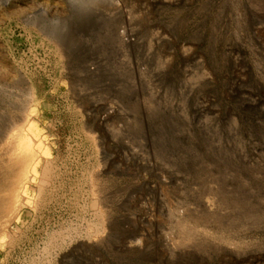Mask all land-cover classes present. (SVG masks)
<instances>
[{
    "label": "rangeland",
    "instance_id": "obj_1",
    "mask_svg": "<svg viewBox=\"0 0 264 264\" xmlns=\"http://www.w3.org/2000/svg\"><path fill=\"white\" fill-rule=\"evenodd\" d=\"M162 1L0 0V127L27 107L39 159L0 264H264V176L241 167L264 162V0ZM144 137L154 170L123 158ZM203 199L232 221L208 227L231 251L167 257L153 237L118 252L143 237L140 216L173 236Z\"/></svg>",
    "mask_w": 264,
    "mask_h": 264
},
{
    "label": "bare ground",
    "instance_id": "obj_2",
    "mask_svg": "<svg viewBox=\"0 0 264 264\" xmlns=\"http://www.w3.org/2000/svg\"><path fill=\"white\" fill-rule=\"evenodd\" d=\"M162 2L163 3L168 2L167 3L168 5V4H171L173 1L163 0ZM119 37L121 39L119 41H121L122 42L121 44L123 45L125 44V45H128L129 47L132 46L134 48L137 43L132 29L129 30L126 28L125 31L123 30L122 32L119 33ZM154 39L156 40V42H160L161 36H155ZM149 48H152V47H149ZM126 50H129V49L126 48ZM144 84L145 83L143 82V85ZM14 105L16 104H13V106ZM26 106L27 105L25 104L24 107ZM26 108H23V109L19 108L21 110H18V112L16 111L17 114L14 115L15 117L13 116V120L10 119L12 121H11V124H9L11 126L8 129H6L5 127H2L3 129L5 128V130H7L5 135L3 133H0V140H1V137H4L0 143V239H2V237L4 236V233L7 230H9L10 227H12V224L18 218L19 213L26 206L27 201L22 200L21 193L22 191L24 193L23 188L25 186V183H28V181L30 183L31 181V178H29V174L37 173L36 163L39 161L37 157L38 154H36L33 151L34 149L32 148L31 140L27 137V133H26V131H28V129H31L32 127V124L30 123V121L32 120L33 115ZM13 109L14 108H12L11 110L13 111ZM16 109H18V107ZM7 110H10V109H7ZM111 111L112 113H116L117 115H120V111L117 109H112ZM7 117L9 119V116ZM10 117H11V114H10ZM8 119H5V120L8 121ZM99 120H100L99 124L103 125L108 120V117L101 118ZM4 124H6V121L5 123L0 124V125L5 126ZM2 134L3 136H1ZM110 137H111V140L115 142H117L120 139V135L117 133L110 134ZM149 142L150 140L144 137V141L141 140L140 142H138L136 144V147L129 146L127 148L126 153L123 156L125 162L128 164L131 162H134L135 165L138 167L149 166L150 170L156 169L159 163L158 162L150 163L146 159V157L142 155L144 150L148 148ZM238 165L236 164V166ZM241 167L246 168L250 171H253L254 173L252 176L254 175L258 176V178L260 176H264V162L263 161L260 162L256 160L254 162H244L241 165ZM223 174L224 175H222V173L210 175L209 177L210 188H217L216 185L217 184L220 185V180L224 181L225 178L229 177V175H227L226 177L225 173ZM260 179L262 180V178H259V180ZM149 186L151 190H157L156 185H149ZM156 199H158V205L160 204L159 207H161V210L166 209L165 208L166 206L162 203L164 201V199H162V196H159L157 194ZM99 201H102V200H99ZM98 204H99L98 199H96L95 205H98ZM219 205L215 199H212V200L203 199L201 204L196 205L197 207L196 206L186 207L182 212H180L177 215L176 219L174 217L175 221H174L173 226L176 227L177 231L172 234L173 236L171 235L167 236L164 233L158 234V231L155 230L154 228L152 218H148L146 216H140L138 220H139V225L143 227V230H142L143 237H141L137 241L122 242V244H117V247H118L117 250L118 252H122V253H128L129 251L133 249H137L139 251H147L149 248V241H147V239L158 237L159 239H161L162 243L164 244L163 255L167 257L169 254L174 257H177V256L184 257L188 253H193V251L198 246H200L202 243H209L212 246H215L221 249L224 248L225 250L229 249V251H231L232 249V248L230 249V245L232 243L231 241L226 240V238H222L219 235H214V234L211 235L208 229V227L214 226V225H219V226L227 225L228 227L232 226V229H234L232 225V221H227V220L222 219L223 212H221V208L219 207ZM150 208L152 209V205H150ZM178 216L180 218L181 217L183 218L189 217L190 219L192 218L194 222L189 221L188 224L184 225V223H182V221L179 220ZM112 224L114 225L113 222ZM110 227H112V225ZM106 234H108V232ZM105 235H104V238H105ZM104 241L102 242L103 244H104Z\"/></svg>",
    "mask_w": 264,
    "mask_h": 264
}]
</instances>
